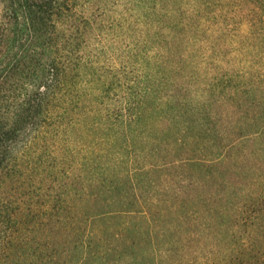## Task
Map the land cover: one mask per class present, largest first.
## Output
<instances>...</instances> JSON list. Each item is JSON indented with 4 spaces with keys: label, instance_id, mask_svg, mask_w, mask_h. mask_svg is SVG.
<instances>
[{
    "label": "trees",
    "instance_id": "obj_1",
    "mask_svg": "<svg viewBox=\"0 0 264 264\" xmlns=\"http://www.w3.org/2000/svg\"><path fill=\"white\" fill-rule=\"evenodd\" d=\"M0 264H264V0H0Z\"/></svg>",
    "mask_w": 264,
    "mask_h": 264
},
{
    "label": "rangeland",
    "instance_id": "obj_2",
    "mask_svg": "<svg viewBox=\"0 0 264 264\" xmlns=\"http://www.w3.org/2000/svg\"><path fill=\"white\" fill-rule=\"evenodd\" d=\"M242 29H245V26L244 25H242Z\"/></svg>",
    "mask_w": 264,
    "mask_h": 264
}]
</instances>
